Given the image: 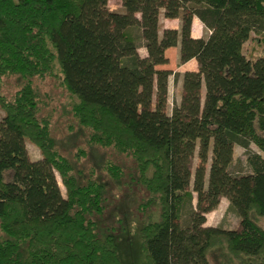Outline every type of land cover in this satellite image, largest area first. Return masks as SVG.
<instances>
[{
    "label": "trees",
    "instance_id": "trees-1",
    "mask_svg": "<svg viewBox=\"0 0 264 264\" xmlns=\"http://www.w3.org/2000/svg\"><path fill=\"white\" fill-rule=\"evenodd\" d=\"M107 1L0 0V264H121L114 230L97 225L106 187L57 148L48 104L59 87L87 144L132 161L149 194L140 210L158 207L140 229L145 264H209L219 243L236 264H264V0H121L122 12ZM160 17L179 29L160 37ZM193 17L206 38L191 37ZM176 46L179 64L193 59L196 71L157 69ZM170 77H181L182 94L167 114ZM25 142L41 161L29 160ZM235 145L249 172L231 170ZM103 171L125 174L111 159ZM221 197L238 223L203 227Z\"/></svg>",
    "mask_w": 264,
    "mask_h": 264
},
{
    "label": "rangeland",
    "instance_id": "rangeland-1",
    "mask_svg": "<svg viewBox=\"0 0 264 264\" xmlns=\"http://www.w3.org/2000/svg\"><path fill=\"white\" fill-rule=\"evenodd\" d=\"M231 8L235 6L231 2ZM239 6V5H237ZM107 7L109 11L122 12L121 0H108ZM237 9H229L228 12L234 14ZM164 18H159V36L162 31L167 29ZM208 31L204 29L201 34L203 38L208 36ZM249 57L258 54L259 49L254 42L248 41L245 44ZM140 57L146 56V50L139 48L137 50ZM167 63L158 66L157 69L170 70L173 74L183 72L184 70L196 69L195 62H187L182 65L178 62V55L174 50H168L165 54ZM182 94L181 77L177 81L170 77L168 81V94L166 103V113L170 114L174 104H179ZM52 99L49 100L48 108L52 115L53 136L56 141L57 148L63 152L71 161L75 170L87 175L89 171H93L97 179L106 187L105 194V210L104 215L97 219L98 228L102 231L113 229L116 237V255L121 264H145L144 258L139 250L140 229L148 222L157 221L159 216L158 207L152 206L146 210H140L139 204L143 199L149 196L142 187L136 182V172L132 161L126 157L115 155L110 149H99L89 146L86 142L83 131L73 124L70 118V99L65 89L58 88L51 92ZM203 95V94H202ZM155 96L152 101L154 102ZM0 115H2L0 113ZM1 117V116H0ZM25 149L29 160L37 162L41 161L39 150L31 143L25 142ZM250 150L260 154L258 148L250 144ZM82 149L84 153L78 152ZM76 159H80L77 161ZM114 160L125 170L124 176L119 181L109 179L103 171V165L108 160ZM199 165V159L194 155L191 165V178L189 189L192 190L193 176L195 169ZM210 159L205 165L204 188H207L208 169ZM232 171L249 172L246 166V153L240 146L233 147V164ZM56 179L60 186L62 196H65V189L60 183L57 174ZM192 209L196 210L197 196L192 194ZM228 200L221 197L218 205L211 211L204 214L205 222L203 227H215L223 230H230L236 226L239 217L228 209ZM190 208V207H189ZM187 207L183 212L182 222L187 220ZM259 224L264 226V220L259 219ZM209 264H236L235 260L227 252L223 243L217 244L207 255Z\"/></svg>",
    "mask_w": 264,
    "mask_h": 264
},
{
    "label": "crops",
    "instance_id": "crops-1",
    "mask_svg": "<svg viewBox=\"0 0 264 264\" xmlns=\"http://www.w3.org/2000/svg\"><path fill=\"white\" fill-rule=\"evenodd\" d=\"M225 13H227V11H225ZM163 20H165V22L167 23L166 24V27H165L167 29L178 30L179 27H180V20L179 19H163ZM204 29L205 28H204L203 24L196 17H193L192 24H191V37L192 38H195V39L202 37L201 34L203 33ZM171 49L174 50V51H176V54L178 55V51H179L178 46H176V47H170V48L166 49L165 52H164V54H166L167 51L168 50H171ZM191 61L195 62L196 69L184 70L183 72H177V73H179L181 75V74H183L186 71H196L197 70L196 61L193 60V59H191L189 62H191Z\"/></svg>",
    "mask_w": 264,
    "mask_h": 264
}]
</instances>
